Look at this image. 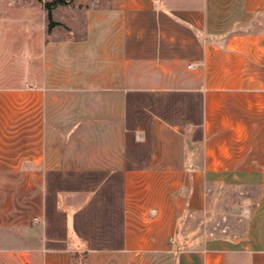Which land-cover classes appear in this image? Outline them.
Here are the masks:
<instances>
[{"label": "crops", "instance_id": "obj_1", "mask_svg": "<svg viewBox=\"0 0 264 264\" xmlns=\"http://www.w3.org/2000/svg\"><path fill=\"white\" fill-rule=\"evenodd\" d=\"M53 1L0 0V264H264V0Z\"/></svg>", "mask_w": 264, "mask_h": 264}, {"label": "trees", "instance_id": "obj_2", "mask_svg": "<svg viewBox=\"0 0 264 264\" xmlns=\"http://www.w3.org/2000/svg\"><path fill=\"white\" fill-rule=\"evenodd\" d=\"M39 2H42L43 0H38ZM58 4H65L64 0H54L53 2H47L45 3V7L49 12V19L51 20V12L54 6L58 5ZM55 24L53 22H51L50 24V28L54 27Z\"/></svg>", "mask_w": 264, "mask_h": 264}, {"label": "rangeland", "instance_id": "obj_3", "mask_svg": "<svg viewBox=\"0 0 264 264\" xmlns=\"http://www.w3.org/2000/svg\"><path fill=\"white\" fill-rule=\"evenodd\" d=\"M225 229H227V228H225Z\"/></svg>", "mask_w": 264, "mask_h": 264}]
</instances>
